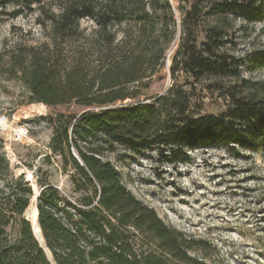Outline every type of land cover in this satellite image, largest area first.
I'll use <instances>...</instances> for the list:
<instances>
[{"label":"trees","instance_id":"trees-1","mask_svg":"<svg viewBox=\"0 0 264 264\" xmlns=\"http://www.w3.org/2000/svg\"><path fill=\"white\" fill-rule=\"evenodd\" d=\"M176 2L0 0V16L12 5L14 17L37 14L49 29L46 41L6 46L0 73L21 81L33 102L82 108L48 117L50 145L77 171V190L98 199L76 204L49 183L36 193L0 147V264H211L209 240L166 223L103 158L120 146L126 158L161 164L184 162L197 148L264 150V80L242 77L229 46L236 20H264V0ZM178 34L171 86L142 99ZM204 78L227 101L219 114L196 108L195 83Z\"/></svg>","mask_w":264,"mask_h":264},{"label":"rangeland","instance_id":"rangeland-1","mask_svg":"<svg viewBox=\"0 0 264 264\" xmlns=\"http://www.w3.org/2000/svg\"><path fill=\"white\" fill-rule=\"evenodd\" d=\"M172 1L176 7V0ZM13 10L12 5L7 9L10 13ZM10 13L0 16V52L15 43L35 45L48 40L49 29L38 23L37 14L14 17ZM229 38L230 52L242 61L241 76L264 80V20H236ZM179 42L178 34L167 51L166 66L142 99L161 95L171 86L169 66ZM211 82L204 78L195 83V104L202 114H219L227 107L223 93L209 87ZM81 110L75 104L50 107L33 102L21 81L0 73V147L15 175H24L36 193L43 183H49L76 204L89 199L97 202L91 189L77 190V171L71 164L65 165L50 145L54 125L48 117ZM126 152L120 146L103 158L113 161L128 189L166 223L209 240L212 248L205 256L211 264H264V150L197 148L189 150V158L178 164L126 158ZM34 205L36 202L28 209Z\"/></svg>","mask_w":264,"mask_h":264},{"label":"water","instance_id":"water-1","mask_svg":"<svg viewBox=\"0 0 264 264\" xmlns=\"http://www.w3.org/2000/svg\"><path fill=\"white\" fill-rule=\"evenodd\" d=\"M161 95H162V94H161ZM36 209H37V208H36ZM26 217H27V214H26ZM38 217H39V211H38V209H37V221H38ZM28 219H29V218H28ZM38 225H39V224H38ZM32 226H33V225H32ZM39 229H40V227H39ZM33 230H34V226H33ZM34 233H35L37 239L40 241V239L38 238V236H37L35 230H34ZM40 233H41V229H40ZM41 238H43L42 233H41ZM40 243H41V245L44 247L45 251L47 252V254H48V256H49V258L53 261L52 255H51L50 251L47 249V247H46V245H45V240H44V238H43V243H42L41 241H40ZM54 264H55V263H54Z\"/></svg>","mask_w":264,"mask_h":264}]
</instances>
